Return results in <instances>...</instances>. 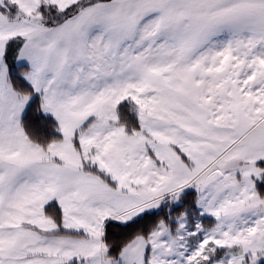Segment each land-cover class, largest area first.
<instances>
[{
	"label": "snow or ice",
	"instance_id": "snow-or-ice-1",
	"mask_svg": "<svg viewBox=\"0 0 264 264\" xmlns=\"http://www.w3.org/2000/svg\"><path fill=\"white\" fill-rule=\"evenodd\" d=\"M0 264H264V0H0Z\"/></svg>",
	"mask_w": 264,
	"mask_h": 264
}]
</instances>
